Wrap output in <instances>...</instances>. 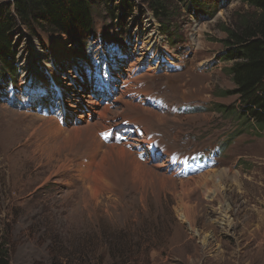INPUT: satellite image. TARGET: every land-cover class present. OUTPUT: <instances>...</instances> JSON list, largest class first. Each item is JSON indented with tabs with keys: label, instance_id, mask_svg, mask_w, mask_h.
Masks as SVG:
<instances>
[{
	"label": "rangeland",
	"instance_id": "rangeland-1",
	"mask_svg": "<svg viewBox=\"0 0 264 264\" xmlns=\"http://www.w3.org/2000/svg\"><path fill=\"white\" fill-rule=\"evenodd\" d=\"M128 1L132 11L116 9L119 18L112 20L99 0H91L96 35L79 48L70 38L39 28L32 32L18 26L14 31L17 66L26 83L0 84V243L10 264H264V133L235 117L237 95L225 93L234 88L225 71L229 62L218 60L223 26L231 27L233 18L252 8L241 0H215L211 17L197 20L185 3L174 0L169 11L176 40L171 45L143 0ZM131 37L145 48L161 45L174 53L175 66L181 68L136 78L165 97L159 111L152 110L163 116L159 127L155 120L147 121L151 116L142 112L144 105L130 112L135 103L123 96L106 107L101 117L108 127L95 125L92 137L82 128L85 122L76 118L71 126L75 118L61 121L59 107L42 112L33 101L26 105L23 88L29 97L44 88L27 80L25 72L32 68L40 79L53 76L48 81H55L60 93L54 102L64 100L69 115L71 110L84 114L87 110L76 106L97 88L85 76L104 79L108 65L101 55L126 46ZM133 49L128 45L123 51ZM133 55L138 54L127 55L115 69L110 66L111 73L127 67ZM120 79L114 80L118 91ZM71 84L76 86L69 92ZM166 103L188 104L191 111L171 115ZM126 117L138 125L142 138L117 126ZM148 134H157L162 150L153 151L149 142L141 145ZM117 144L130 153L128 158L107 152ZM193 165L216 166L198 174ZM213 169L215 174L207 173ZM182 203L188 204L187 219Z\"/></svg>",
	"mask_w": 264,
	"mask_h": 264
},
{
	"label": "trees",
	"instance_id": "trees-1",
	"mask_svg": "<svg viewBox=\"0 0 264 264\" xmlns=\"http://www.w3.org/2000/svg\"><path fill=\"white\" fill-rule=\"evenodd\" d=\"M111 19H118L116 9L131 12L134 5L122 0L117 6L110 0H99ZM174 0H143L153 18L158 22L160 34L169 44L175 45L171 32V3ZM194 17L211 16L215 0H179ZM252 8L233 18L229 26H223L225 37L221 40L219 59L229 62L225 71L234 88L226 94H235L239 109L234 112L243 125L251 124L264 133V0H241ZM214 7H213V4ZM18 26L30 31L39 28L48 33L61 34L80 47L88 37L96 35L91 0H5L0 3V84L16 82L20 76L14 31ZM79 43H81L79 45ZM223 108V106H219ZM0 264H10L7 249L0 243ZM37 264V263H35ZM79 264H100L87 262Z\"/></svg>",
	"mask_w": 264,
	"mask_h": 264
},
{
	"label": "bare ground",
	"instance_id": "bare-ground-1",
	"mask_svg": "<svg viewBox=\"0 0 264 264\" xmlns=\"http://www.w3.org/2000/svg\"><path fill=\"white\" fill-rule=\"evenodd\" d=\"M134 49H133V51H131V53H130V50H127V53L128 54H133V53H137L138 55L135 57V59H134V61H132L129 65H128V67H124V66H122L121 67V69H122V73H119V76L121 77L122 76V74H127L130 78H131V80L133 81V82H140V78L139 79H137L136 80V78L139 76L138 75V73L140 72V70L142 69V67L140 66V64H145V67H144V70L146 71V72H148V73H152V72H154V71H156V70H158V69H160V67H162L163 65H164V69H167V68H169L171 65H174L173 64V57H175V54L174 53H168V55L167 56H163V55H160V54H158V53H155V54H153V55H151V57H150V59H148L147 60V58L149 57V54H150V47L149 48H145V46H144V44H142V43H139V44H137V41H135V43H134ZM138 61V63H136ZM138 70V71H137ZM71 71H73V70H71ZM137 71V72H136ZM47 72H49L50 74H52V71H50L49 69H48V71ZM25 74H26V77H27V80H28V78L29 79H32L33 81H35L36 80V82H39L40 84H42V85H40V86H43L44 88H42V91L45 93V96H44V98H43V100L45 101V102H49L50 101V94H52V93H54V96L57 98L59 95H60V93H59V91H58V86H57V84H56V82L54 81H51L50 83H49V81L48 80H52L53 79V76H47V77H45L46 79H43L42 77V79H40V77L38 78V77H36V76H34V74H35V72L32 70V68H29V70H27L26 72H25ZM148 74H144V76H147ZM143 76V75H142ZM143 76V77H144ZM142 77V78H143ZM87 79V81L88 82H90V83H94V84H97L98 86H99V84H101L102 83V80H100V79H93V78H86ZM75 82V81H74ZM26 83V81H23V80H21L20 81V85H24ZM74 84V83H73ZM73 84H71V85H69L71 88H68V91L69 92H71V90H73L74 89V87L76 86H74ZM40 86H39V88H40ZM146 81H143L142 82V91L144 92V96H145V98H146V101H148V102H155L156 104H157V106H159L160 107V105H161V100H162V98H164L165 99V97H162L160 94H159V92H157V91H153V90H147L146 88ZM47 88L48 89H50V91L49 90H47ZM124 90L122 91V94H124V93H126V92H128V90H129V88H130V84L129 83H125L124 84ZM56 91H57V94H55L56 93ZM105 91L107 92V96H109V94L110 93H112V91H113V89H112V87H110V85L107 83V82H105ZM31 92V91H30ZM74 92V91H73ZM41 92H38V95L40 94ZM74 94V93H73ZM77 98V97H76ZM62 99H60V101H61ZM58 102L59 104H57V106L59 107V108H61V109H63L62 111H64V113H65V109H67V117L66 118H68L66 121L68 122V123H70L68 120H70V119H72V118H75L74 120H70L71 121V123H73L74 125L76 124V118L78 119V120H80V123H82V122H85V124H82V128L84 129V132L88 135V136H91L92 137V134H93V129H92V127L94 128V126L96 125V126H98V125H102L101 126V128L103 127V128H107L108 126H106V125H104V124H102V121H104L103 120V118L102 117H104V116H102L101 117V115H104L106 112H108V110H107V108L106 107H102L101 109H99L98 108V106L100 105H102V103H104V105L106 106L107 104V99H105V100H101V99H97V98H95L93 95H89L88 97H87V99H84V101H83V105H79L78 104V106H76L77 108H79V109H85V110H87V111H84V114H82V113H77V112H73L72 110L70 111V115H69V110H68V108H65V104H64V100H62L61 102ZM126 101V100H125ZM129 101H131V100H129ZM66 102V101H65ZM85 102V103H84ZM118 102V101H117ZM132 102V101H131ZM118 103H120V102H118ZM126 103V102H125ZM163 103V102H162ZM68 104H69V108L70 107H75L74 106V104H72V102L70 101V102H68ZM136 105L137 106H143V104H140V103H138V104H135V107H136ZM145 108V109H144ZM71 109V108H70ZM133 109V108H132ZM138 111V110H137ZM140 112H141V110H140ZM142 112L145 114H148V115H146V116H151V118H150V120H148L147 119V121H151L152 122V120H155V122H156V124L158 123V124H160L159 122H164V120H163V116H161L160 114L158 115L157 113H156V111L154 112V111H152V109L150 110V109H147L145 106L142 108ZM74 115V116H73ZM138 115H140L139 113H138ZM128 116V115H127ZM92 117V120H90V118ZM133 117V116H132ZM140 117V116H139ZM139 117L138 116H136V120L137 121H139ZM86 118V119H85ZM130 118V117H129ZM141 118V117H140ZM128 118L126 117V119H125V121L126 122H131L130 120H127ZM146 119V118H145ZM96 120V121H95ZM132 120V119H131ZM135 120V119H134ZM140 120H143V119H140ZM93 122V126H91L92 125V122ZM172 122V121H171ZM105 123V122H104ZM143 123H145L144 121H143ZM158 124H157V126H158ZM145 126L146 127H150V126H147L146 124H145ZM154 126V125H153ZM156 126V125H155ZM154 126V127H155ZM159 127V126H158ZM155 128H157V127H155ZM69 130V129H68ZM75 130H77V129H75ZM79 130V129H78ZM80 132H82V131H80ZM79 135V134H78ZM86 135V136H87ZM95 135V134H94ZM87 136V137H88ZM86 137V138H87ZM94 137H97V136H94ZM86 138H84V139H86ZM90 137H88L87 139H89ZM80 139H82V138H80ZM91 139V138H90ZM62 140V139H61ZM65 141V140H64ZM80 141V140H79ZM70 142V141H69ZM75 142V141H74ZM85 142V141H84ZM83 142V143H84ZM95 142V145H96V148L97 149H99L100 147H101V141L99 140V139H97L96 141H94ZM77 143V142H76ZM87 143V142H86ZM90 143H92V141H90ZM88 144V143H87ZM65 145V144H64ZM92 145V144H91ZM72 146H74V145H72ZM165 147V146H164ZM61 148V147H60ZM166 148V147H165ZM56 149H58V148H56ZM70 149V148H69ZM58 150H60V149H58ZM96 150V149H95ZM95 150H93V151H95ZM100 150V149H99ZM92 151V150H91ZM97 151V150H96ZM58 152V151H57ZM100 152V151H99ZM107 152L108 153H110V154H113L115 157H118V158H124V157H127V156H129L130 155V153L126 150V149H124L122 146H118V144L117 145H109L108 146V149H107ZM96 153V152H95ZM167 153V152H166ZM105 154V153H104ZM98 156H99V154H98ZM110 156V155H109ZM104 158H107V157H104ZM128 158V157H127ZM133 158V157H132ZM111 159H113V158H111L110 157V160ZM115 159V158H114ZM93 160V159H92ZM125 160H127V159H125ZM124 160V161H125ZM91 161V160H90ZM117 161V160H116ZM120 161H121V159H120ZM131 161H133V163L134 164H136V165H141L142 166V163H140V162H138L136 159H134L133 158V160H131ZM92 162V161H91ZM100 162H101V160H100ZM99 162V163H100ZM103 162V161H102ZM101 162V163H102ZM119 162V161H118ZM123 162V161H122ZM115 163V162H114ZM124 163V162H123ZM122 163V164H123ZM132 163V164H133ZM121 164V163H120ZM121 164V165H122ZM129 164V163H128ZM147 164V163H146ZM112 165V164H111ZM110 165V166H111ZM124 165V164H123ZM127 165V164H126ZM114 166V165H113ZM112 166V167H113ZM125 166V165H124ZM129 166V165H128ZM148 166V165H147ZM165 166V164L164 163H162L161 165H159L158 167H164ZM111 167V168H112ZM133 168H132V170L134 169L135 171H137L135 168H134V166H132ZM144 167V166H143ZM107 168H109V167H107ZM125 169H126V167H125ZM127 169H130V168H128L127 167ZM126 169V170H127ZM142 169V168H141ZM144 169V168H143ZM92 170V169H91ZM101 170V169H100ZM109 170V169H108ZM122 171H123V168L121 169ZM138 170H140V168L138 169ZM105 171V170H104ZM131 171V170H130ZM134 171V172H135ZM101 172V171H100ZM105 172H107V171H105ZM133 172V173H134ZM148 172V171H147ZM215 172H216V170H210L209 172H207L208 174L209 173H212V174H215ZM223 172V171H222ZM226 172V171H225ZM125 173V172H124ZM132 173V174H133ZM136 173V172H135ZM134 173V174H135ZM123 174V173H122ZM129 174V173H128ZM224 174V173H223ZM96 175H97V173H96ZM98 175L100 176V174L98 173ZM101 175H103V174H101ZM135 175H137V174H135ZM106 176V175H105ZM108 176V175H107ZM126 176V175H125ZM128 176V175H127ZM202 176V175H201ZM228 176V175H227ZM131 177H133V176H131ZM139 177V176H138ZM160 177V176H159ZM201 178V177H200ZM188 179V178H187ZM189 179H190V177H189ZM130 180V179H129ZM133 180V179H132ZM137 180V179H136ZM160 180V179H159ZM193 180V179H192ZM201 180V179H200ZM171 182V181H170ZM188 182V180L187 181H184V180H181V181H179V183L180 184H182V183H187ZM198 182V181H197ZM197 182H195V183H197ZM201 182V181H200ZM163 183V182H162ZM194 183V182H193ZM184 202V201H183ZM183 205H182V210H183V213H181V214H183V216H184V218L185 219H187L188 217H189V214H190V212H189V209H188V204L187 203H182ZM224 211L225 210H221V213H224ZM221 220H225V218H224V214H222V216H221Z\"/></svg>",
	"mask_w": 264,
	"mask_h": 264
},
{
	"label": "crops",
	"instance_id": "crops-1",
	"mask_svg": "<svg viewBox=\"0 0 264 264\" xmlns=\"http://www.w3.org/2000/svg\"><path fill=\"white\" fill-rule=\"evenodd\" d=\"M132 104H133V103H132ZM132 106H133V109H132ZM129 108H130V109H129V110H130V112H132V111H133L134 113L136 112L135 105H130V107H129Z\"/></svg>",
	"mask_w": 264,
	"mask_h": 264
}]
</instances>
